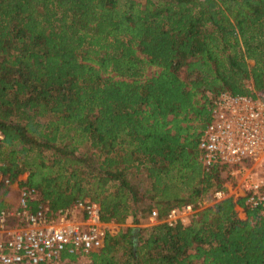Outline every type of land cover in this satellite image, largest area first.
<instances>
[{
  "label": "trees",
  "instance_id": "obj_1",
  "mask_svg": "<svg viewBox=\"0 0 264 264\" xmlns=\"http://www.w3.org/2000/svg\"><path fill=\"white\" fill-rule=\"evenodd\" d=\"M263 86L264 0H0V167L54 209L134 219L90 264H264L247 195L147 221L227 189L199 148L213 98Z\"/></svg>",
  "mask_w": 264,
  "mask_h": 264
},
{
  "label": "built area",
  "instance_id": "obj_2",
  "mask_svg": "<svg viewBox=\"0 0 264 264\" xmlns=\"http://www.w3.org/2000/svg\"><path fill=\"white\" fill-rule=\"evenodd\" d=\"M199 148L204 166L218 167L227 177V189L164 217L153 208L150 224L185 222L229 195H247V202L264 216V86L255 93L214 96ZM27 176L13 179L0 167V185L15 192L12 200L6 195L8 204L0 209V264H90V255L104 246L119 223L104 220L99 203L90 198L54 209L39 188L21 183ZM232 178L233 184L238 182L235 188L229 186Z\"/></svg>",
  "mask_w": 264,
  "mask_h": 264
},
{
  "label": "rangeland",
  "instance_id": "obj_3",
  "mask_svg": "<svg viewBox=\"0 0 264 264\" xmlns=\"http://www.w3.org/2000/svg\"><path fill=\"white\" fill-rule=\"evenodd\" d=\"M26 174H27V172H25V173H23V175H22V177L23 176H26ZM233 182H234V179L232 178V179H229V183H231V184H229V186H232V184H233ZM238 183V182H237ZM237 183L236 184H233V186H234V188L237 186ZM233 188V189H234ZM228 189H229V187H228ZM230 191V190H229ZM239 209V213H240V215L241 216H245V212L242 210V208H238ZM194 215H191V218L193 217ZM148 220L147 221H150L149 220V218H147ZM191 220V219H190ZM190 220H186L185 222H189ZM151 222V221H150ZM150 222H148V224H150ZM125 225H127V226H129V225H135V223H134V219L133 218H130V219H128V221H126V223L125 224H122V223H119V226H114V232H113V234H115V233H117V232H119L120 230H122L123 229V226H125Z\"/></svg>",
  "mask_w": 264,
  "mask_h": 264
},
{
  "label": "crops",
  "instance_id": "obj_4",
  "mask_svg": "<svg viewBox=\"0 0 264 264\" xmlns=\"http://www.w3.org/2000/svg\"><path fill=\"white\" fill-rule=\"evenodd\" d=\"M25 173V172H24ZM23 175V174H22ZM14 196H15V192L14 191H10L7 193V200H12L14 199Z\"/></svg>",
  "mask_w": 264,
  "mask_h": 264
}]
</instances>
